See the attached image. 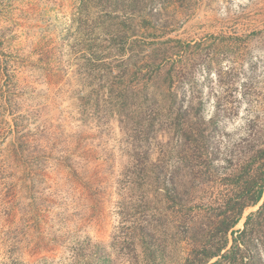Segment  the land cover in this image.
<instances>
[{
	"label": "rangeland",
	"instance_id": "1",
	"mask_svg": "<svg viewBox=\"0 0 264 264\" xmlns=\"http://www.w3.org/2000/svg\"><path fill=\"white\" fill-rule=\"evenodd\" d=\"M149 1L109 25L98 0H0V264H94L87 241L112 239L129 141L95 65L137 64L145 78V64L173 68L178 100H200L206 119L219 108L220 167L264 141V0ZM218 184L200 198L223 195ZM158 240L169 252L170 234ZM178 246L163 264L180 263Z\"/></svg>",
	"mask_w": 264,
	"mask_h": 264
},
{
	"label": "trees",
	"instance_id": "2",
	"mask_svg": "<svg viewBox=\"0 0 264 264\" xmlns=\"http://www.w3.org/2000/svg\"><path fill=\"white\" fill-rule=\"evenodd\" d=\"M148 1L98 0L109 25L118 13L143 10ZM153 65L145 64L146 78L137 64L95 65L104 74L98 82L105 79L106 110L117 115L129 144L119 181L125 191L121 220L108 245L87 241L94 264H163L183 240L188 248L179 264H264V141L241 148L235 158L224 157L225 167L215 164L222 134L219 108L206 119L200 100H178L170 92L174 69ZM128 66L134 87L126 81ZM163 84L167 90L159 94ZM91 98L98 114V93ZM218 182L223 195L212 202L200 198L204 184ZM260 202L243 228L234 230L245 209ZM167 234L171 244L165 254L158 239ZM85 245L72 250L74 258L85 254Z\"/></svg>",
	"mask_w": 264,
	"mask_h": 264
}]
</instances>
